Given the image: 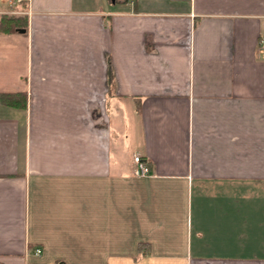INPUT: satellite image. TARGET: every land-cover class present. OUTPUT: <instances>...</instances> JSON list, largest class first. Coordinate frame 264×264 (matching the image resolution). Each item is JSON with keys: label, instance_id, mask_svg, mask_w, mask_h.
<instances>
[{"label": "crops", "instance_id": "0c3cea01", "mask_svg": "<svg viewBox=\"0 0 264 264\" xmlns=\"http://www.w3.org/2000/svg\"><path fill=\"white\" fill-rule=\"evenodd\" d=\"M11 1L0 264H264V0Z\"/></svg>", "mask_w": 264, "mask_h": 264}, {"label": "trees", "instance_id": "16d2710c", "mask_svg": "<svg viewBox=\"0 0 264 264\" xmlns=\"http://www.w3.org/2000/svg\"><path fill=\"white\" fill-rule=\"evenodd\" d=\"M26 25V21L23 16L16 14H1L0 15V32H10L17 27ZM2 100L10 105L25 108L27 104L26 92H4L1 93Z\"/></svg>", "mask_w": 264, "mask_h": 264}, {"label": "built area", "instance_id": "2783aa9c", "mask_svg": "<svg viewBox=\"0 0 264 264\" xmlns=\"http://www.w3.org/2000/svg\"><path fill=\"white\" fill-rule=\"evenodd\" d=\"M134 162H135V174L136 175L145 177L150 174L149 165L141 154L136 153L134 155ZM38 251H40V249H38Z\"/></svg>", "mask_w": 264, "mask_h": 264}, {"label": "rangeland", "instance_id": "374dc122", "mask_svg": "<svg viewBox=\"0 0 264 264\" xmlns=\"http://www.w3.org/2000/svg\"><path fill=\"white\" fill-rule=\"evenodd\" d=\"M15 1H16V2H19L18 0H13V1H11V2H12V3H13V2L15 3ZM20 1H21V0H20ZM112 1H113V0H112ZM38 249H39V248L36 249V252H40V251H41V250L38 251Z\"/></svg>", "mask_w": 264, "mask_h": 264}, {"label": "water", "instance_id": "95a60500", "mask_svg": "<svg viewBox=\"0 0 264 264\" xmlns=\"http://www.w3.org/2000/svg\"><path fill=\"white\" fill-rule=\"evenodd\" d=\"M114 1V0H113ZM18 30L25 31V28H18Z\"/></svg>", "mask_w": 264, "mask_h": 264}]
</instances>
